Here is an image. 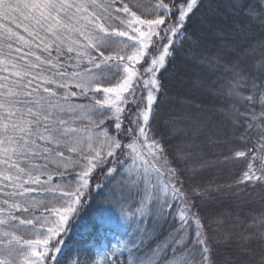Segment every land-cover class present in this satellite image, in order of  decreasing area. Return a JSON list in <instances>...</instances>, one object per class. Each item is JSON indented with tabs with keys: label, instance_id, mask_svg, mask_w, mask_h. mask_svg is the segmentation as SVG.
Returning a JSON list of instances; mask_svg holds the SVG:
<instances>
[{
	"label": "snow or ice",
	"instance_id": "1",
	"mask_svg": "<svg viewBox=\"0 0 264 264\" xmlns=\"http://www.w3.org/2000/svg\"><path fill=\"white\" fill-rule=\"evenodd\" d=\"M197 17L220 48L190 31ZM178 54L207 73L194 84L223 123L185 114L160 130ZM165 132L180 137L171 152ZM234 139L242 175L194 184L217 166L205 146ZM249 188L264 200V0H0V264H60L93 190L114 213L98 223L128 239L90 264H264V211L236 231L241 203L212 210Z\"/></svg>",
	"mask_w": 264,
	"mask_h": 264
},
{
	"label": "trees",
	"instance_id": "2",
	"mask_svg": "<svg viewBox=\"0 0 264 264\" xmlns=\"http://www.w3.org/2000/svg\"><path fill=\"white\" fill-rule=\"evenodd\" d=\"M150 0H145V3ZM190 31L204 32L206 34V51H215L221 47V42L214 37L207 35V29L201 18L193 20ZM237 40L239 38L237 37ZM164 76L163 83L167 89L165 103L162 106V115L160 130L165 131L163 121L169 117H183L185 114L198 116L202 120H208L209 129L213 125L223 123L222 115L217 111L220 106V99L208 90H202L196 87L194 82L200 75H207L202 69L184 59L180 54L177 56L175 66L170 68L167 73H161ZM180 137H170L165 132L164 143L169 146V151H173L178 144ZM201 139H203L201 137ZM236 150H247V145L238 139H234L229 144H218L205 146L204 152L206 158L214 161L216 167L203 170L193 181L194 184H204L213 182L227 185L236 181L246 170L247 157H235ZM224 156H232V159L225 161ZM102 178V177H101ZM243 187V185H241ZM252 195L247 196L246 200L235 197L231 192L222 194L217 203L212 205L214 212L228 210L235 214L236 203H241L240 218L245 221L244 225H239L234 230L239 231L246 224L251 223L250 214H258L264 211V200L260 195L249 188ZM245 196V193H241ZM103 197L97 195L93 190L87 202L80 208L77 218L71 223L68 236L65 238L63 254L59 257L60 264H71L72 259L80 253L81 261L90 264L88 257H95L93 248L107 244L108 248L120 243L128 237L125 236L124 228L119 226L115 219L111 224L101 226L98 223L99 217H114V213L105 208ZM209 215L211 213H208ZM233 221L229 220L225 214V223L220 225V232L231 227ZM216 227V225H213ZM219 234V233H217ZM235 255V249L220 248L218 258L222 259L224 255ZM121 257V264H123Z\"/></svg>",
	"mask_w": 264,
	"mask_h": 264
},
{
	"label": "rangeland",
	"instance_id": "3",
	"mask_svg": "<svg viewBox=\"0 0 264 264\" xmlns=\"http://www.w3.org/2000/svg\"><path fill=\"white\" fill-rule=\"evenodd\" d=\"M107 195L110 196V195H111V192H109ZM104 205H105V208H106V209H108V210L111 211V209L108 208V206H107L106 203H104ZM107 249H108L107 245H103V246H100V247H94V248H93V251H94V254H95V258L98 259V253H99L100 251H102V250H107ZM109 258H111V257H109Z\"/></svg>",
	"mask_w": 264,
	"mask_h": 264
}]
</instances>
